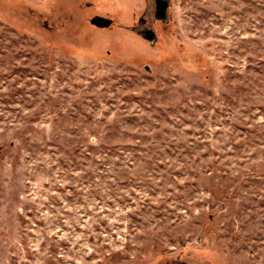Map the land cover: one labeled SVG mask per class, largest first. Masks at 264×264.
<instances>
[{
    "label": "rangeland",
    "instance_id": "rangeland-1",
    "mask_svg": "<svg viewBox=\"0 0 264 264\" xmlns=\"http://www.w3.org/2000/svg\"><path fill=\"white\" fill-rule=\"evenodd\" d=\"M0 264H264V0H0Z\"/></svg>",
    "mask_w": 264,
    "mask_h": 264
},
{
    "label": "water",
    "instance_id": "water-1",
    "mask_svg": "<svg viewBox=\"0 0 264 264\" xmlns=\"http://www.w3.org/2000/svg\"><path fill=\"white\" fill-rule=\"evenodd\" d=\"M167 4L164 1H160L158 3V14L160 18L165 17V10H166ZM93 23L98 27H108L111 22L109 20L103 19V18H97L93 21Z\"/></svg>",
    "mask_w": 264,
    "mask_h": 264
}]
</instances>
